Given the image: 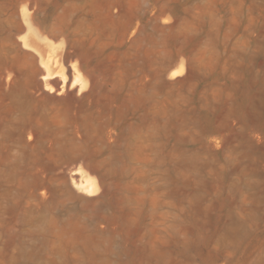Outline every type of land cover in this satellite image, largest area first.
<instances>
[{"label":"rangeland","instance_id":"374dc122","mask_svg":"<svg viewBox=\"0 0 264 264\" xmlns=\"http://www.w3.org/2000/svg\"><path fill=\"white\" fill-rule=\"evenodd\" d=\"M0 264H264V0H0Z\"/></svg>","mask_w":264,"mask_h":264}]
</instances>
